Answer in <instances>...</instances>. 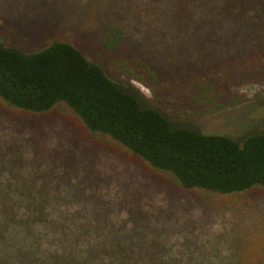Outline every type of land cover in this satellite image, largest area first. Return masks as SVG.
Instances as JSON below:
<instances>
[{
  "label": "rangeland",
  "instance_id": "rangeland-1",
  "mask_svg": "<svg viewBox=\"0 0 264 264\" xmlns=\"http://www.w3.org/2000/svg\"><path fill=\"white\" fill-rule=\"evenodd\" d=\"M143 3L0 0V44L29 53L47 39H69L140 107L159 110L171 130L223 134L239 144L263 134L264 35L252 36L250 42L233 38L228 29L201 30L200 17L169 20L141 12ZM114 26L122 29L123 41L110 49L104 40ZM240 50L249 56L242 63L237 61ZM252 51L256 57L250 56ZM123 62L134 66L144 81L127 75ZM238 65L260 76L227 87L243 94L244 101L213 110L225 97H195L193 82L204 83L211 73L226 77L230 67L235 75ZM6 148L13 160L8 176L34 180L37 187L46 184L50 196L79 211L73 224L102 218L100 225L121 227L135 242L152 246L153 255L179 264H232L238 258L264 264V190L231 196L184 190L136 157L102 146L73 118L56 111L35 116L0 104L3 166L7 157L1 150Z\"/></svg>",
  "mask_w": 264,
  "mask_h": 264
},
{
  "label": "trees",
  "instance_id": "trees-1",
  "mask_svg": "<svg viewBox=\"0 0 264 264\" xmlns=\"http://www.w3.org/2000/svg\"><path fill=\"white\" fill-rule=\"evenodd\" d=\"M143 4L141 12L169 20L200 17L201 30L228 29L233 38L244 41L264 35V0H144ZM122 41L120 27L107 30V48L116 49ZM247 55L240 50L237 61L242 63ZM256 55V51L250 53ZM120 65L127 75L144 81L134 66ZM237 68L235 75L230 67L226 77L211 73L206 82H193L198 90L195 97H225L213 110L244 101L243 94L227 87L260 76L255 70ZM148 75L155 78L151 71ZM123 91L69 39H47L29 53L0 44V104L4 108L35 116L56 111L71 117L88 137L136 157L184 190L230 196L264 190V133L239 144L223 134L171 130L159 110L140 107ZM8 152L1 150L4 157ZM12 162L7 157V164H0V264H179L153 255L152 246L135 242L121 227L100 225L102 218L73 224L71 218L79 211L50 196L46 184L37 187L34 180L10 178L7 168ZM236 260L232 264H248Z\"/></svg>",
  "mask_w": 264,
  "mask_h": 264
}]
</instances>
